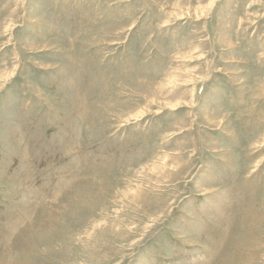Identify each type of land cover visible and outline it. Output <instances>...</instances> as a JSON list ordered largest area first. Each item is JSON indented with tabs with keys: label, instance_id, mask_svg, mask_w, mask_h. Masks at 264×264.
<instances>
[{
	"label": "rangeland",
	"instance_id": "rangeland-1",
	"mask_svg": "<svg viewBox=\"0 0 264 264\" xmlns=\"http://www.w3.org/2000/svg\"><path fill=\"white\" fill-rule=\"evenodd\" d=\"M0 264H264V0H0Z\"/></svg>",
	"mask_w": 264,
	"mask_h": 264
}]
</instances>
